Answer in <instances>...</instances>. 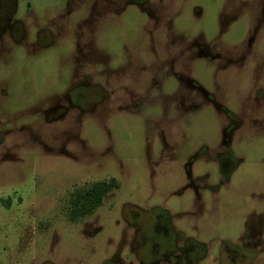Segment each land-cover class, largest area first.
I'll return each instance as SVG.
<instances>
[{"label":"rangeland","instance_id":"1","mask_svg":"<svg viewBox=\"0 0 264 264\" xmlns=\"http://www.w3.org/2000/svg\"><path fill=\"white\" fill-rule=\"evenodd\" d=\"M18 1L44 18L26 23L28 43L0 35L12 55L0 72V264H139L145 225L131 215L153 193L203 225L208 263L225 261L214 225L247 248L243 222L264 204V0ZM78 24L84 65L71 60ZM45 27L54 42L16 52ZM113 179L100 206L71 216L78 191ZM261 243L251 264H264Z\"/></svg>","mask_w":264,"mask_h":264},{"label":"flooded vegetation","instance_id":"2","mask_svg":"<svg viewBox=\"0 0 264 264\" xmlns=\"http://www.w3.org/2000/svg\"><path fill=\"white\" fill-rule=\"evenodd\" d=\"M43 7L44 6H42L41 8L46 10L47 6L44 8ZM31 8V3H25L23 10L22 6L19 5L18 0H0V35L5 36L6 33L11 34L12 32L14 34V32L17 30L18 37L13 39L19 44L23 42L26 43V23H28L29 20H33L35 23V21L38 20L40 17L37 12H35L37 13V17L35 14L33 15V13L29 11ZM45 13L46 11L44 13L42 12L41 14ZM42 18L44 17L42 16ZM78 25V29L80 31L82 30V32L80 33V31H78V34L75 35V38H73L74 43L73 41H71L70 43L74 51L71 47H66L69 50L73 51L71 53L72 62H77L78 64L83 63L84 65L86 60H88L86 58L90 57V54H87V52H85L88 45L86 43L87 40H83L82 37L83 29L86 33L87 26L84 25L85 27H81V24ZM57 28L59 29V26H57ZM35 35V45L33 44L35 48L27 49L26 46L24 48H19L18 51H16L19 52V55L21 54L23 56H35V54L40 53V50L47 48L49 43L55 41V39L52 37L53 33L49 31V29H47L46 27L43 29L37 28ZM6 36L8 37L7 34ZM7 37H4L5 39H0V41H2V43L5 45L3 49H0V72L6 71L7 68L12 64V55L10 54L11 48L10 43L7 42ZM74 52H77V54L75 55ZM120 57L121 58L119 59L122 62L123 54H121ZM98 58L109 59L111 58V56L104 57L99 54ZM103 61L108 62L107 60ZM122 66L123 65H120V62H116V64L109 65H107L106 63L104 64V69L105 71H107L108 68L116 69V73L118 70H121V68H123ZM0 89L6 90L8 88L0 86ZM83 96L84 93H80L79 97L82 98ZM165 136L166 135L163 134L162 136H160V138H165ZM231 162L232 161L229 157L224 158L221 163L224 170H230ZM188 170L189 172L186 169V175H188L189 178V176H191V174L193 173V170L191 171L190 167L188 168ZM161 174L163 175V177L166 176V172H163ZM200 182H202V180H200L199 183ZM191 185L194 186L193 188H195L197 183L191 182ZM153 194L154 196L148 199L150 200V205L152 206L149 211L143 212L139 209H133V213L131 215L133 223H144L145 225V228H143L142 231H137V234L133 236L134 242L137 244L136 250L138 253L140 252V254L137 256V258L139 259V264H251L250 261L254 259V255H252L250 250L262 244V236L264 240V204L262 201L263 198L260 199L259 202V213L253 214L252 220H244L243 222V231L241 235L243 238L246 239V245L248 246L247 248H242L238 245L231 244L230 240H222L220 237L215 238L212 236L217 235L218 232L235 233L236 230L234 228L226 227V230H221L214 225L212 229H207L208 236L210 238L217 239L216 242H218L219 244L218 247L215 246L217 250L219 249L216 252L218 254L220 253L221 258L225 259V261L221 263H208L212 262L213 260L206 261L208 260L207 258L211 246L209 244H206V241L201 238L200 232H202L201 228L203 225H201L200 227L199 223H197L200 229H197V225H195L194 229L192 227L188 228V220L186 214L182 215L176 214L174 212L172 213L169 208L166 209L162 206L164 198L161 197V195L157 196L156 193ZM181 206L182 205L179 203V207ZM171 207L175 209L176 205L173 206L171 204ZM207 230H205V232ZM144 254L147 257V259L145 258L146 261L140 258L141 255Z\"/></svg>","mask_w":264,"mask_h":264},{"label":"trees","instance_id":"3","mask_svg":"<svg viewBox=\"0 0 264 264\" xmlns=\"http://www.w3.org/2000/svg\"><path fill=\"white\" fill-rule=\"evenodd\" d=\"M116 186L117 184L113 179L109 182H97L83 191H78L74 198V209L71 216L77 217L93 212L102 204L104 196Z\"/></svg>","mask_w":264,"mask_h":264}]
</instances>
